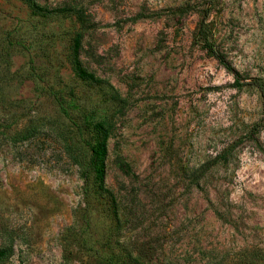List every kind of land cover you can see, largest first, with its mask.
<instances>
[{
  "label": "rangeland",
  "instance_id": "1",
  "mask_svg": "<svg viewBox=\"0 0 264 264\" xmlns=\"http://www.w3.org/2000/svg\"><path fill=\"white\" fill-rule=\"evenodd\" d=\"M235 79L264 84V0H0V264H264V102ZM103 119L98 190L77 130Z\"/></svg>",
  "mask_w": 264,
  "mask_h": 264
},
{
  "label": "trees",
  "instance_id": "2",
  "mask_svg": "<svg viewBox=\"0 0 264 264\" xmlns=\"http://www.w3.org/2000/svg\"><path fill=\"white\" fill-rule=\"evenodd\" d=\"M32 10L35 12L39 10L35 5H31ZM183 9H177L176 12H182ZM148 16L152 15H143L138 14L134 17L129 18V21H136L141 18H146ZM209 16V10H204L202 12L200 23L197 27L196 34L201 35V32L205 27V22ZM203 34V32H202ZM80 38L76 39L72 46V62L73 66L78 74V77L84 81H92V82H98L96 78H94L92 75L88 74L81 66V63L79 61L78 53H79V47H80ZM203 48L207 51V53L213 57L219 64L224 66L227 70H230L229 65L226 63L224 57L222 54L216 49L215 45L208 41L206 38H203ZM244 85L252 86L256 88L262 98V101L264 102V84L259 79H252L249 83L242 84L239 82V79L234 80V86L235 87H242ZM59 100V99H58ZM61 113L69 119V113L63 107L62 103L59 102ZM83 128L85 131L88 132L86 136L83 134ZM110 128V122L107 119H103L97 122H93L92 124L85 123V125H80L78 127V137L80 139V155L84 156L87 154L88 158L84 164V170L87 171L89 174L93 175V178L96 182L97 189L103 190L104 186V176H105V162L107 158V138ZM219 158H215L211 164L205 166L202 169V172L200 175L203 174L204 171H206L210 166L216 164L217 161H219ZM116 164L118 168L122 171L127 173L128 166L124 164L122 159L118 158L116 159ZM12 255V248L11 247H4L0 249V261H3L7 258H9Z\"/></svg>",
  "mask_w": 264,
  "mask_h": 264
}]
</instances>
